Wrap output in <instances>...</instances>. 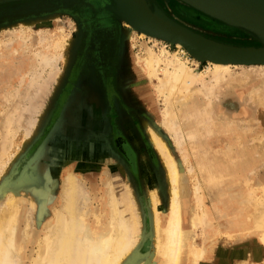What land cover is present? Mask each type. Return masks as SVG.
<instances>
[{"label":"rangeland","instance_id":"374dc122","mask_svg":"<svg viewBox=\"0 0 264 264\" xmlns=\"http://www.w3.org/2000/svg\"><path fill=\"white\" fill-rule=\"evenodd\" d=\"M47 1L0 0L1 144L5 141L3 139H7L3 138L5 130L11 132L14 130L15 133L12 138V133L7 131L11 136L7 133L6 142L9 145L7 143L4 145L7 146L8 157H4L2 167L4 171L0 169V174L3 172L0 176V195L6 193L9 186L20 177L31 182L33 189L29 190L28 197H35L37 194L35 190L39 187L45 191V198L40 197V202L36 200L39 207L45 206L40 218L39 215L35 217L32 234L37 237L43 224L53 217L52 205L57 207L60 202L62 184L67 170L70 169L67 167L69 164H72L75 174L88 190L86 192L91 199L92 209L109 208L106 182L109 175L114 174L129 184L137 197L139 210L144 216L145 228L149 231L140 239L142 250L147 251L153 241L150 237L151 217L146 203L148 186L145 185V175L152 176L151 184L157 182V188L165 204L166 186L161 162L144 131L140 114L148 110L139 99L141 90L139 87L128 89L124 82L125 80L126 83L128 80L134 82L130 72L132 70L128 53L130 45L131 51L135 54L144 50V44L159 53L162 47L170 49L169 42L142 35L141 31L133 34V40L126 39L125 34L130 30V25L127 20L117 17L111 9L110 5L115 4L114 0L62 2L56 0L55 5H47ZM147 1L152 8L157 6L179 24L215 40L238 46L262 44L257 36L245 29L212 17L182 0ZM105 5H109L110 8ZM28 20L29 23L36 21L29 25ZM21 32L25 37L29 36L26 44L20 41ZM41 33L52 36L51 38L62 35L71 40L68 58L61 57L62 51L60 54L58 49H54L52 46L54 39H51L50 43L40 42ZM95 46L98 51L96 50V55L92 56L91 49ZM180 51L187 58L189 65L196 64V57L186 48L181 47ZM41 52L48 54L59 52L60 55L52 64L43 66L40 64L41 56H37V53ZM209 65V60L203 59L199 70L205 71ZM259 65L230 67L233 73L247 71L253 75V81L246 88L239 87L232 93L224 95V100L234 96L236 105L232 110L234 120L226 123L222 118L216 119L221 120L219 125L213 126L215 123L212 121L213 124L211 123L206 130L211 133L207 142L208 154L210 157H216L215 165L225 164L222 170L228 180L231 177L229 172L225 171L224 161L227 160V151H231L229 165L237 159L242 179L250 175L255 179L264 177V107H251L248 102L251 92L264 82V67ZM92 71H96L94 78ZM120 81L124 84L123 88ZM143 84L145 91L149 90L148 82L143 81ZM153 101L154 109L161 111L164 107L162 98L154 96ZM154 120L156 122V119ZM13 122L12 126L16 127H12L11 130L9 123ZM32 123L35 124L32 126ZM4 124L7 129L4 128ZM248 124L253 125L250 132L243 130ZM26 132L30 136H27ZM163 134L166 138L170 137L164 132ZM187 143L188 141L186 147ZM201 145L199 148L205 150V143L201 142ZM71 148L78 151L75 159L65 157L66 151ZM193 150L189 149L188 156L195 165L194 175L201 180L200 195L207 217L211 224L220 222L221 225L230 226L237 220L238 213L241 215L242 212L238 211L236 201L229 197L230 190H227V196L222 198L213 194L215 189L212 181L206 180L207 172L204 173L203 169L197 167ZM174 151L181 161L179 150L175 148ZM42 154L45 155V158L43 157L45 168L35 175V166ZM252 165L258 168L256 172L253 171L254 173L250 171ZM194 175L188 165L183 164L182 176L186 177L183 195L187 197L190 206L195 203L192 180ZM49 196H55L56 201L54 204L46 205ZM23 205L25 211L19 224V234L23 232L25 214L28 213L26 212L28 204L24 202ZM107 218L103 217L99 224L91 214L88 221L92 226H99L105 224ZM195 233L194 244L201 247L205 243L201 224ZM209 243L215 245L216 249L223 248L231 252L232 255L247 252L254 247L255 250L262 249V244L252 231L238 233L232 237L219 235L214 242L207 244ZM37 247L36 241L24 245L22 248L24 264H31L30 256H36ZM207 253V258L202 259L201 264H218L216 253L214 251ZM157 263L158 260L155 264ZM233 263L235 264V261Z\"/></svg>","mask_w":264,"mask_h":264},{"label":"bare ground","instance_id":"6f19581e","mask_svg":"<svg viewBox=\"0 0 264 264\" xmlns=\"http://www.w3.org/2000/svg\"><path fill=\"white\" fill-rule=\"evenodd\" d=\"M59 1L62 2L63 0ZM114 1L115 4L110 5L111 9L117 17L124 21L127 20L130 25V30L125 34L126 39L133 40V34L141 31L142 35H148L150 38L155 39L157 37L161 38L162 41L167 40L170 47V49H167L166 46L162 47L158 53L144 44V50L135 54L131 51L130 45L128 48L132 68L130 72L134 82L129 80L127 83L126 80L124 82L128 89L139 87L141 90L139 99L148 110V112H141L140 114L143 119L144 131L161 162L164 174L166 204L159 188H157V182L151 184L152 176L145 175V185L148 186L146 203L151 217L150 237L153 243L149 250H142L140 239L144 233L149 231L145 228L144 216L139 210L137 197L129 184L121 181L119 176L110 174L109 180L106 182L107 185L105 184L109 208L107 210L92 209L90 207L91 199L86 192L88 190L84 187L83 181L75 174V170L71 167L72 164H69L67 167L70 169L67 170L62 184L60 202L57 207L52 205V208L54 207L53 217L43 224L44 226L40 228V234L37 237L32 234L35 217L39 215L40 218L45 206L40 205L39 207L36 200L40 202V197L45 198V191L39 187L35 190L37 192L35 197H28L29 190L33 189L31 182L20 177L9 186L6 193L0 195V264H24L22 248L32 241H36L38 247L36 256H30L31 264H155L157 260V264H201L202 259L207 258V252L212 251L216 253L218 264H226L227 262L234 264V261L235 264L264 263V177L255 179L250 175L242 179L237 159L232 165H229L231 151H227V160H224L226 162L225 171L229 172L231 179L225 178L222 170L225 164L215 165L216 157H210L208 154L207 142L211 133L206 131L212 121L215 123L213 126L219 125L221 120L216 119L222 118L226 123L234 120L232 119V110L236 106L234 96L232 95L224 100V95L232 93L239 87L246 88L253 81V75L247 71L233 73L230 67L232 65L251 64H260L259 67H264V61L250 63L248 61L221 58V56L215 57L217 49L213 46L221 41L194 31L184 30V27L172 24V22L169 23L170 21H165L155 14L156 11L153 9H151L152 12L144 8L138 9L140 19L144 21H150L156 26L167 25L178 30L187 31V33H191L205 41H210L214 45L205 44L203 40L198 43L199 39H196L198 45L191 46L187 42H193V38L179 36L178 34L167 36L168 38L158 36L132 21L133 15L130 13L129 7L130 4L131 6L135 5L138 0ZM182 1L227 23L226 20L209 13V11L202 9L195 3L187 0ZM56 3V0L46 2L47 5H55ZM105 6L110 8L109 5ZM34 21L31 23L33 24ZM29 22L28 20V24L31 25ZM19 37L20 41L25 44L27 43V37L29 38V36L25 37L24 33ZM51 37L44 33L40 37V42L49 41L50 43L51 39H54L52 46L54 49H58L60 54L62 51L61 57L67 59L71 46L70 42L72 41L62 35L58 38ZM181 47L186 48L190 54L196 57V64L189 65L187 58L180 51ZM201 48L209 49L210 52H205ZM96 50L98 51L97 46L91 49L90 54L92 56L96 55ZM59 52H57L58 54L56 52L50 54L46 52L37 53V56H41L40 64L43 66L52 64L56 57L60 55ZM203 59L209 60L210 65L205 71H200L199 66ZM93 65L90 66L93 67ZM95 72L92 71L93 78L96 76ZM143 81L148 82L149 90L145 91ZM120 85L123 88L124 84L121 83ZM142 89L144 90L142 91ZM154 96L162 98L164 107L161 111L154 109ZM248 102L251 107H264V82L262 86L251 92ZM153 118L156 119L157 124ZM13 124L14 122L9 123L11 130L14 127ZM16 124H19V122H16ZM34 124L32 123V126ZM5 127L7 129L4 124ZM252 128L253 125L248 124L243 127V130L250 132ZM5 131L6 137L3 135V138L8 139L9 133H12L13 136L14 130L12 132ZM27 132L26 135L30 136ZM163 132L170 137L166 138ZM7 139H3L5 140L2 141L3 144L0 142L2 145V148H0L1 170L4 167V157H8L7 146H4ZM187 141L188 145L186 147ZM201 142L205 143V150L199 148L202 146ZM175 148L179 150L183 163L177 158ZM191 148L194 149L193 155L196 157L197 167L200 170L203 169L204 173L207 172L206 180L210 179L212 181L211 183L215 189L213 194L218 198H222L227 196V190H230L229 197L236 201L238 211L242 212L241 215L238 213L237 220H234L230 226H227L228 224L226 226L221 225L220 222L211 224L209 221L200 195L201 180L194 175L195 165L192 164L188 156ZM127 149H129L128 145ZM77 153L76 148H71L66 151L65 157L75 159ZM44 156L42 154L41 157H38L34 171L35 175L45 168ZM183 164H187L190 172H193L194 175L192 180L194 181L195 203L191 206L187 197L183 195V183L186 178L182 176ZM257 169L256 166L252 165L250 171L254 173L253 171L256 172ZM55 201V196H49L46 205L48 203L54 204ZM24 202L26 205L28 204L26 211L28 213L25 214L23 232L19 234V224L25 211ZM91 214L99 224L102 222L103 217L107 216L108 218L105 224L92 226L88 221ZM200 224L203 227L205 243L201 247H197L194 244V238L195 231ZM250 231L262 244L260 251L255 250L254 247L247 252L232 255L231 252H227L223 248L216 249L215 245L207 244L208 242H214L219 235L224 234L232 237L235 234H245ZM261 251L263 252L261 253Z\"/></svg>","mask_w":264,"mask_h":264},{"label":"water","instance_id":"95a60500","mask_svg":"<svg viewBox=\"0 0 264 264\" xmlns=\"http://www.w3.org/2000/svg\"><path fill=\"white\" fill-rule=\"evenodd\" d=\"M191 3L199 5L202 9H206L209 13L221 17L226 20L228 23L239 26L240 28L245 29L246 31L254 34L261 41L260 46H238L233 44H226L217 42L216 46L210 41H205L202 38H199L193 34L187 33V31H193L172 19L167 15L163 10L154 6L153 8L147 0H138L135 5L129 7L130 13L133 15L132 21L137 25H140L146 30H149L158 36H172V35H183L190 36L194 39L193 42H187L188 45L197 46L196 39L198 43H201L202 40L205 44L214 45L213 47L217 49V55L215 57L235 59L237 61H248L250 63L262 62L264 61V0H187ZM150 5V7H149ZM146 9L149 12H152L151 9L155 10L157 15L164 19L168 20L169 23L177 24L187 31L178 30L176 28L165 26H156L150 21H144L140 19L138 14V9ZM156 16V15H155ZM157 18V17H154ZM156 20V19H155ZM158 21V20H157ZM160 22V21H158ZM165 24V23H164ZM168 28V29H167ZM195 32V31H194ZM193 32V33H194ZM197 33V32H196ZM168 38V37H167ZM188 38V37H186ZM225 44V45H224ZM201 50L207 52L209 49L201 48ZM210 52V51H209Z\"/></svg>","mask_w":264,"mask_h":264}]
</instances>
